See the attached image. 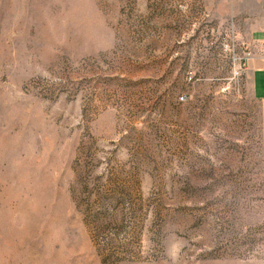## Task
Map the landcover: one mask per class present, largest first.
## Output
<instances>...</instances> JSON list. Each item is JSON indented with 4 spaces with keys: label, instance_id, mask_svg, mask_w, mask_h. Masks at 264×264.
<instances>
[{
    "label": "rangeland",
    "instance_id": "obj_1",
    "mask_svg": "<svg viewBox=\"0 0 264 264\" xmlns=\"http://www.w3.org/2000/svg\"><path fill=\"white\" fill-rule=\"evenodd\" d=\"M229 20L0 0V264H264L260 104Z\"/></svg>",
    "mask_w": 264,
    "mask_h": 264
},
{
    "label": "crops",
    "instance_id": "obj_2",
    "mask_svg": "<svg viewBox=\"0 0 264 264\" xmlns=\"http://www.w3.org/2000/svg\"><path fill=\"white\" fill-rule=\"evenodd\" d=\"M186 2L188 10L196 6V8L206 9L207 12H214L219 22H225L233 17L237 18L235 26L240 44L252 47L264 42V0H260V2L258 0H216L214 8H210L207 4L201 6L200 3H197L195 5V0H186ZM253 2L259 5V10L250 9L245 13L246 8L244 7ZM255 52L256 56L250 60L246 70L245 86L251 100L260 104L258 129H261L264 145V58L258 50Z\"/></svg>",
    "mask_w": 264,
    "mask_h": 264
},
{
    "label": "built area",
    "instance_id": "obj_3",
    "mask_svg": "<svg viewBox=\"0 0 264 264\" xmlns=\"http://www.w3.org/2000/svg\"><path fill=\"white\" fill-rule=\"evenodd\" d=\"M180 8L185 9L182 6ZM216 32H218L217 40L223 50L230 53L232 55V59H238V68L235 72V76L240 77L242 72L246 73L250 60L256 56L255 51L258 50L259 53H261L262 58H264V42L256 44L252 47L240 44L235 22L233 20H229L224 27L216 29ZM239 48H241V53L238 52ZM188 77L189 80H191L193 75L189 73ZM181 100H183V98H181Z\"/></svg>",
    "mask_w": 264,
    "mask_h": 264
}]
</instances>
